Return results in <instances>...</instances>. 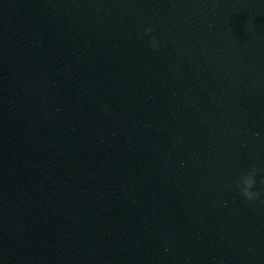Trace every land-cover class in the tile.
I'll return each mask as SVG.
<instances>
[{"label": "water", "instance_id": "water-1", "mask_svg": "<svg viewBox=\"0 0 264 264\" xmlns=\"http://www.w3.org/2000/svg\"><path fill=\"white\" fill-rule=\"evenodd\" d=\"M261 181L264 0H22L6 264H264Z\"/></svg>", "mask_w": 264, "mask_h": 264}, {"label": "clouds", "instance_id": "clouds-1", "mask_svg": "<svg viewBox=\"0 0 264 264\" xmlns=\"http://www.w3.org/2000/svg\"><path fill=\"white\" fill-rule=\"evenodd\" d=\"M146 33H151L154 31L152 28H147ZM153 48L157 47V43L155 41V38H153L152 42ZM258 170L253 167L251 168L246 174H244L240 181L237 184V187L239 188L241 195L249 202H253L254 200L261 197V192L259 191H253V188L256 186V176H257ZM264 183V181H261Z\"/></svg>", "mask_w": 264, "mask_h": 264}]
</instances>
